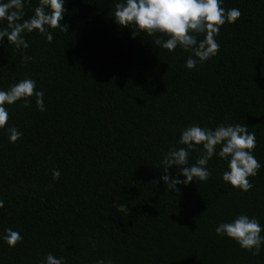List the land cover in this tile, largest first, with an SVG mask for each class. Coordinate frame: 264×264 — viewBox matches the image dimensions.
Instances as JSON below:
<instances>
[{"label":"trees","instance_id":"1","mask_svg":"<svg viewBox=\"0 0 264 264\" xmlns=\"http://www.w3.org/2000/svg\"><path fill=\"white\" fill-rule=\"evenodd\" d=\"M118 2L65 0L68 32L49 28L52 42L26 32L23 50L7 37L0 43V90L33 79L46 109L38 110L35 97L27 108L22 101L5 106L0 264H43L48 253L66 264H264V245L254 256L215 232L241 214L264 228V0H222L242 15L220 28L219 53L194 70L185 66L190 52H169L118 25ZM38 4L25 0L24 19ZM21 51L32 57L27 65ZM229 123L255 133L261 168L249 177L251 190L223 181L228 161L218 155L208 162L210 179L167 190L161 160L170 147H185L182 130ZM11 126L23 134L15 143ZM199 155L190 152L189 165ZM178 172L168 170L185 179ZM7 228L23 237L15 247L2 239Z\"/></svg>","mask_w":264,"mask_h":264},{"label":"clouds","instance_id":"2","mask_svg":"<svg viewBox=\"0 0 264 264\" xmlns=\"http://www.w3.org/2000/svg\"><path fill=\"white\" fill-rule=\"evenodd\" d=\"M64 5L65 0H39L34 15L24 19L25 0H7L0 3V21H7V26L0 29V43L7 37L8 44L15 49H27L29 44L23 34L33 30H38L48 42H52L53 35L49 28L69 31V25H61L66 12ZM241 15L238 8L226 10L222 6V0H123L115 4L113 19L121 27L131 28L133 38L144 32L154 37L153 43L156 46L169 52L175 51L177 47L190 52L185 66L194 70L198 62L203 64L219 53L220 45L216 37L220 28L225 23H234ZM201 34L204 38L198 39ZM21 56L23 65H27L32 59L23 51ZM36 83L33 79L25 78L13 83L7 90H0V129H4L9 120L6 105L22 101L20 106L27 108L31 106L30 98L35 97L38 110H46L44 93L37 90ZM7 132L12 143L23 135L15 126L8 127ZM178 143L185 147H170L161 160L164 175L160 179L167 186V190L179 193L177 185L187 186L193 180L204 182L210 179L211 171L207 165L214 155L228 161V170L222 175L223 181L244 192L253 187L249 177L258 174L261 164L253 155L256 148L255 133L249 132L246 124H220L215 129L189 125L182 130ZM218 146L220 150L217 153ZM192 151H199L200 155L194 164L189 165L188 158ZM173 166L179 168L177 176L185 179L174 178L168 174L169 168ZM59 177L60 172L53 170V179L57 180ZM3 207L4 203L0 200V208ZM112 207L117 212H130L126 204L114 203ZM4 232L2 239L9 247H15L23 240L20 233L11 228ZM215 232L235 240L242 249L254 256L260 255L264 245V236L261 235L264 228L256 218L244 214L231 222L220 223ZM43 264H66V261L63 257L57 258L48 253ZM97 264H113V261L100 259Z\"/></svg>","mask_w":264,"mask_h":264}]
</instances>
